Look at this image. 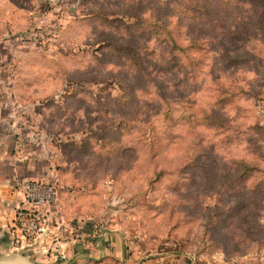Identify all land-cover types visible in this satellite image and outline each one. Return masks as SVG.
Returning a JSON list of instances; mask_svg holds the SVG:
<instances>
[{
  "label": "rangeland",
  "instance_id": "obj_1",
  "mask_svg": "<svg viewBox=\"0 0 264 264\" xmlns=\"http://www.w3.org/2000/svg\"><path fill=\"white\" fill-rule=\"evenodd\" d=\"M32 3L0 42V132L69 211L127 254L264 264V0Z\"/></svg>",
  "mask_w": 264,
  "mask_h": 264
},
{
  "label": "crops",
  "instance_id": "obj_2",
  "mask_svg": "<svg viewBox=\"0 0 264 264\" xmlns=\"http://www.w3.org/2000/svg\"><path fill=\"white\" fill-rule=\"evenodd\" d=\"M28 2L29 5L34 3L32 0H0V31L16 28L17 20L21 25L26 23ZM44 2L52 7L50 0ZM29 138L25 134L10 137L0 132V264L174 263L173 259L168 260L151 251L148 255L141 254L145 247L127 254L126 234L121 228L108 227L97 219L84 218L75 210L69 211L72 202L70 198L62 197L63 193L49 209L53 222L47 233L32 245L15 249L11 228L14 212L23 200L20 182L23 179L48 181L49 176L47 168H40L37 153L26 149L29 147L27 143L32 141ZM129 250L133 251V248Z\"/></svg>",
  "mask_w": 264,
  "mask_h": 264
},
{
  "label": "built area",
  "instance_id": "obj_3",
  "mask_svg": "<svg viewBox=\"0 0 264 264\" xmlns=\"http://www.w3.org/2000/svg\"><path fill=\"white\" fill-rule=\"evenodd\" d=\"M59 2L60 0H50L53 5ZM26 34L23 33L17 39L23 41ZM11 37L8 31L1 42H8ZM20 188L22 205L14 212L11 228L12 245L15 249L30 246L47 233L53 222L49 209L56 204L58 198L56 186L52 181L23 179Z\"/></svg>",
  "mask_w": 264,
  "mask_h": 264
}]
</instances>
